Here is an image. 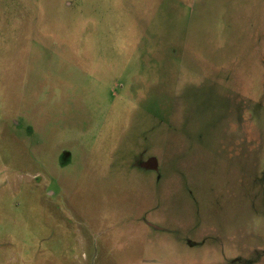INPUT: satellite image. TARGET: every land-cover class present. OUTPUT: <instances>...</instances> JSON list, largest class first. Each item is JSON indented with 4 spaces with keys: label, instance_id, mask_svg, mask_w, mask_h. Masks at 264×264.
<instances>
[{
    "label": "rangeland",
    "instance_id": "1",
    "mask_svg": "<svg viewBox=\"0 0 264 264\" xmlns=\"http://www.w3.org/2000/svg\"><path fill=\"white\" fill-rule=\"evenodd\" d=\"M0 264H264V0H0Z\"/></svg>",
    "mask_w": 264,
    "mask_h": 264
}]
</instances>
